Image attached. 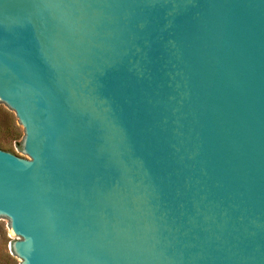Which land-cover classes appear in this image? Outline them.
<instances>
[{
    "label": "water",
    "instance_id": "water-1",
    "mask_svg": "<svg viewBox=\"0 0 264 264\" xmlns=\"http://www.w3.org/2000/svg\"><path fill=\"white\" fill-rule=\"evenodd\" d=\"M0 101L20 264H264V0H0Z\"/></svg>",
    "mask_w": 264,
    "mask_h": 264
},
{
    "label": "rangeland",
    "instance_id": "rangeland-1",
    "mask_svg": "<svg viewBox=\"0 0 264 264\" xmlns=\"http://www.w3.org/2000/svg\"><path fill=\"white\" fill-rule=\"evenodd\" d=\"M25 132L19 124L15 113L4 102L0 101V146L1 150L14 156L30 160L24 151ZM17 240L10 230L9 220H0V257L8 254L14 264H20L21 260L10 254L13 242Z\"/></svg>",
    "mask_w": 264,
    "mask_h": 264
},
{
    "label": "trees",
    "instance_id": "trees-1",
    "mask_svg": "<svg viewBox=\"0 0 264 264\" xmlns=\"http://www.w3.org/2000/svg\"><path fill=\"white\" fill-rule=\"evenodd\" d=\"M0 264H14V262L9 258L8 254L5 252V254L0 257Z\"/></svg>",
    "mask_w": 264,
    "mask_h": 264
},
{
    "label": "built area",
    "instance_id": "built-area-1",
    "mask_svg": "<svg viewBox=\"0 0 264 264\" xmlns=\"http://www.w3.org/2000/svg\"><path fill=\"white\" fill-rule=\"evenodd\" d=\"M9 251H10V254H12V250H11V248H9Z\"/></svg>",
    "mask_w": 264,
    "mask_h": 264
}]
</instances>
